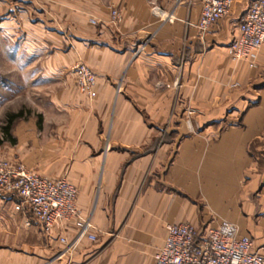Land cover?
I'll return each mask as SVG.
<instances>
[{
    "label": "crops",
    "instance_id": "obj_1",
    "mask_svg": "<svg viewBox=\"0 0 264 264\" xmlns=\"http://www.w3.org/2000/svg\"><path fill=\"white\" fill-rule=\"evenodd\" d=\"M72 1L58 5L68 49L39 63L37 116H5L0 159L65 178L98 240L77 239L74 226L48 236L25 228L20 201L0 197V264H155L167 226L225 223L264 258V45L250 60L230 53L255 0H236L204 35L198 0H84L82 15ZM12 16L0 17L8 38ZM85 16L103 24L86 27ZM76 62L96 75L89 94L77 87ZM60 236L72 244L66 254Z\"/></svg>",
    "mask_w": 264,
    "mask_h": 264
},
{
    "label": "built area",
    "instance_id": "obj_2",
    "mask_svg": "<svg viewBox=\"0 0 264 264\" xmlns=\"http://www.w3.org/2000/svg\"><path fill=\"white\" fill-rule=\"evenodd\" d=\"M198 1L201 15L197 28L204 35L232 12L236 0ZM153 13L163 15L157 8ZM111 21L115 25L121 22L118 11L112 12ZM239 33L230 46V53L237 61L250 60L264 45V0L251 3L240 21ZM74 70L79 91L89 94L96 82L95 74L83 64H78ZM0 197L20 201L25 228L37 227L48 236L55 230L64 234L69 226H74L78 231L77 239L86 236L91 242L98 240L89 233L90 219L83 218L77 208L76 188L65 178H44L21 163L0 159ZM59 241L67 252L72 244L64 236H60ZM154 259L155 264H264V258L254 251L252 240L241 236L239 230L228 223L214 228L169 225L164 244Z\"/></svg>",
    "mask_w": 264,
    "mask_h": 264
},
{
    "label": "rangeland",
    "instance_id": "obj_3",
    "mask_svg": "<svg viewBox=\"0 0 264 264\" xmlns=\"http://www.w3.org/2000/svg\"><path fill=\"white\" fill-rule=\"evenodd\" d=\"M26 2V0H24ZM31 4L23 3V0H0L3 4L0 7V17H7V13L13 14L15 24L13 30L9 28L13 37L8 38L7 30H0V76L7 77L12 81L10 87L2 86L0 83V92L4 96L6 102L11 101L7 106L6 102L0 104V137L1 129L6 123V115L10 111L16 113L23 112L25 117L33 114V118L37 116L36 110L39 101L41 88L37 84V72H39V63L51 61L53 52L58 48L65 53L68 49V44L63 41H69V38L62 36V33L67 32L69 16L65 13H58V5L61 2H71L72 0H27ZM84 0H76V13L82 15L79 9L82 8ZM87 1V0H85ZM81 4V5H80ZM9 5V6H8ZM153 5V8H156ZM158 8V7H157ZM66 9V7H65ZM30 11L29 21L23 20V13ZM114 10H112L113 12ZM3 15V16H2ZM84 16V15H83ZM87 17V16H85ZM112 17V13H111ZM0 19V22L2 20ZM88 20L86 27L98 28L103 24L102 21L95 18H86ZM91 21L97 24L93 25ZM42 25L45 29L43 36L36 33L35 26ZM77 26H83L76 22ZM109 24L115 29L117 25ZM42 29V27H41ZM72 40L70 39V42ZM23 64V70L21 69ZM82 62H76L72 68L75 74V67ZM67 72V71H66ZM64 73V72H63ZM96 76V75H95ZM44 91L47 87L44 85ZM40 89V90H39ZM3 104V105H2ZM4 112V113H3ZM1 143V142H0ZM66 254V252H65Z\"/></svg>",
    "mask_w": 264,
    "mask_h": 264
},
{
    "label": "trees",
    "instance_id": "obj_4",
    "mask_svg": "<svg viewBox=\"0 0 264 264\" xmlns=\"http://www.w3.org/2000/svg\"><path fill=\"white\" fill-rule=\"evenodd\" d=\"M14 118H15V119L20 118V115H16ZM7 130H8V129H5V134H6V131H7Z\"/></svg>",
    "mask_w": 264,
    "mask_h": 264
}]
</instances>
